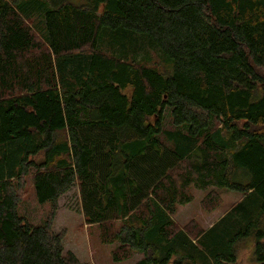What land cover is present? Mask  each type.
<instances>
[{
	"label": "trees",
	"instance_id": "1",
	"mask_svg": "<svg viewBox=\"0 0 264 264\" xmlns=\"http://www.w3.org/2000/svg\"><path fill=\"white\" fill-rule=\"evenodd\" d=\"M134 33L172 73L123 55L127 38L142 54ZM29 174L51 207L39 226L17 213ZM74 185L86 224L126 219L116 261L136 252V264H227L235 221L262 225L264 264V0H0V264H83L52 227ZM190 187L243 194L226 241L215 225L172 224ZM149 194L139 225H127Z\"/></svg>",
	"mask_w": 264,
	"mask_h": 264
},
{
	"label": "rangeland",
	"instance_id": "2",
	"mask_svg": "<svg viewBox=\"0 0 264 264\" xmlns=\"http://www.w3.org/2000/svg\"><path fill=\"white\" fill-rule=\"evenodd\" d=\"M67 1L73 4H80L85 0ZM117 31H120L123 36L129 34V32L125 33L123 30ZM111 32V30H106L103 31V34L108 35L111 34ZM133 35L137 37V35L140 34L134 33ZM140 36L145 39V42H143L144 48L141 46L143 57L142 54H139L140 45L137 42L133 43L132 38L125 39L127 41L124 43L120 42L123 45V55L128 57V59L136 58V56L137 59L143 58L150 63V65L159 64L160 69L172 73L173 62L161 52L158 57L150 38L145 35ZM142 38L139 39L142 40ZM104 42L105 41H103V43ZM170 113L171 109L166 108L162 120L164 132L162 135V143L167 147L172 146L170 136L165 133L168 132L172 126ZM18 194V215L26 219L27 222L33 226L41 225L46 220L51 207L49 202L39 203L36 200L32 186V174L23 178L19 185ZM188 194L190 196L188 204H178L175 206V213L173 215L175 228L187 230L191 229L189 226H193L195 230H205L215 224L213 231H217L220 237L226 241V224L233 219V215L230 216L234 213L233 207L237 204L239 205L238 209L235 211L238 213L246 204L245 201L242 202L243 194L225 188H210L201 191L194 187L188 189ZM133 223L136 226L139 225L137 220H134ZM232 223V225L229 224V226H231L228 227V229L234 232L228 234L227 239H231L232 251L230 255L233 257V260L228 263L261 264L262 262L258 261V257L255 255V240L257 239L256 231H261L262 225L250 223L247 229L246 222L235 224V221H232ZM119 225L117 221L114 222L113 225L111 224L110 227L90 226L86 224L81 209L80 190L77 185H74L69 191L59 197L52 223L54 232L62 236L64 251L72 252L81 263L132 264L136 259L140 258V255L131 253L129 255L130 257L128 256L129 259L125 258L119 261H116L113 257L115 256L116 258L117 256L120 258L124 253L122 245L114 241L113 236L119 228ZM107 229H111L112 231L110 237H105V234H107L105 230ZM238 231H241V233H238Z\"/></svg>",
	"mask_w": 264,
	"mask_h": 264
},
{
	"label": "crops",
	"instance_id": "3",
	"mask_svg": "<svg viewBox=\"0 0 264 264\" xmlns=\"http://www.w3.org/2000/svg\"><path fill=\"white\" fill-rule=\"evenodd\" d=\"M126 93V95H129V92L128 91H126L125 92ZM195 188V187H194ZM79 189V188H78ZM195 189H197V190H203L204 191V189H200V188H195ZM143 198V199H142ZM141 199H140V202L139 203H137L135 206H134V208L133 209H129V213H128V216H129V218L130 217H132L133 218V220L132 221H130V222H132V223H130V222H127V225H134V220H136L137 218H134V216L136 215V214H138L139 213V211H141V210H143L144 212H145V207L144 206H147V204L150 202V199H152V196L149 194L147 197H142ZM83 200V197L81 196V193H80V201H81V209H82V214H83V218H84V220H85V216H84V209H83V207H84V202L82 201ZM188 204V203H187ZM183 205H186V204H183ZM132 210V211H131ZM145 215V214H144ZM169 219H170V221H172V224L175 226V223H174V220H173V215H170L169 216ZM119 222V228L116 230V232H118V230L120 229V227H123L126 223H124V222H126V219H121V218H119V219H114V220H107V221H105V222H99V223H91V224H88V225H90V226H93V225H97V226H102V227H110V225L112 224L113 225V223L114 222ZM86 222V221H85ZM215 225V224H214ZM214 225H212V226H210V227H208L207 228V230L208 229H210L211 227H213ZM182 230V229H181ZM206 230V231H207ZM106 232H107V234H105V237L106 236H108V237H110V235L112 234V231H111V229H107V230H105ZM104 235V234H103ZM114 236V235H113ZM116 242H118L117 240H116ZM119 243V242H118ZM120 244V243H119ZM133 253H136V252H133ZM136 255H140V258L139 259H136L135 260V262H133L132 264H136L137 262H139L141 259H142V254H137L136 253ZM130 257V256H129ZM128 258V257H127ZM129 259V258H128Z\"/></svg>",
	"mask_w": 264,
	"mask_h": 264
}]
</instances>
